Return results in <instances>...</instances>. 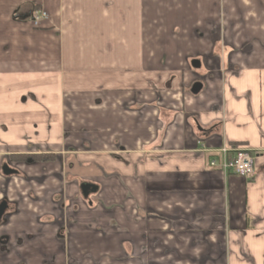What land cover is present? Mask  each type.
Segmentation results:
<instances>
[{
  "label": "crops",
  "instance_id": "0c3cea01",
  "mask_svg": "<svg viewBox=\"0 0 264 264\" xmlns=\"http://www.w3.org/2000/svg\"><path fill=\"white\" fill-rule=\"evenodd\" d=\"M4 202L0 264H264V0H0Z\"/></svg>",
  "mask_w": 264,
  "mask_h": 264
},
{
  "label": "built area",
  "instance_id": "2783aa9c",
  "mask_svg": "<svg viewBox=\"0 0 264 264\" xmlns=\"http://www.w3.org/2000/svg\"><path fill=\"white\" fill-rule=\"evenodd\" d=\"M47 18V14L43 11H36L33 15V23L39 25V23ZM221 152L225 158L222 164H218L213 161L212 167H220L224 172H232L233 174L242 177L244 179H254L256 177L255 164L257 156L251 151L246 149H234L229 146L223 147ZM233 153V157L229 155Z\"/></svg>",
  "mask_w": 264,
  "mask_h": 264
},
{
  "label": "water",
  "instance_id": "95a60500",
  "mask_svg": "<svg viewBox=\"0 0 264 264\" xmlns=\"http://www.w3.org/2000/svg\"><path fill=\"white\" fill-rule=\"evenodd\" d=\"M22 18V17H21ZM24 19L28 18V16H24ZM194 67H198L200 66L198 62H194L193 64ZM202 88V85L200 84H196L193 89H192V93L197 94ZM3 172L5 175H12L13 173H15V171H13L12 169H10V167L8 165H5L3 167ZM98 190V188L94 185L91 184H84L82 186V194L83 197L85 199H88L92 194L96 193ZM8 209V205L6 202L0 204V222L3 218V216L5 215L6 210Z\"/></svg>",
  "mask_w": 264,
  "mask_h": 264
},
{
  "label": "trees",
  "instance_id": "16d2710c",
  "mask_svg": "<svg viewBox=\"0 0 264 264\" xmlns=\"http://www.w3.org/2000/svg\"><path fill=\"white\" fill-rule=\"evenodd\" d=\"M52 157H53L52 155H33V156L25 155V156H21L17 158H19V160H22V161H26L29 159L34 160V161H39V160H50L52 159Z\"/></svg>",
  "mask_w": 264,
  "mask_h": 264
},
{
  "label": "flooded vegetation",
  "instance_id": "af4514ba",
  "mask_svg": "<svg viewBox=\"0 0 264 264\" xmlns=\"http://www.w3.org/2000/svg\"><path fill=\"white\" fill-rule=\"evenodd\" d=\"M7 211V210H6ZM6 213V212H5ZM4 217V216H3Z\"/></svg>",
  "mask_w": 264,
  "mask_h": 264
}]
</instances>
